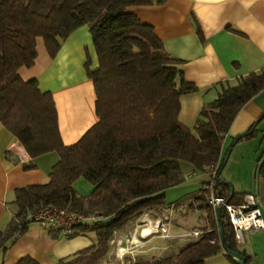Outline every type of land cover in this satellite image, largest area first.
I'll return each mask as SVG.
<instances>
[{
	"label": "trees",
	"instance_id": "trees-1",
	"mask_svg": "<svg viewBox=\"0 0 264 264\" xmlns=\"http://www.w3.org/2000/svg\"><path fill=\"white\" fill-rule=\"evenodd\" d=\"M165 1L0 0V122L31 159L48 152L59 156L46 182L13 190L16 211L0 228V264L7 248L31 223L27 215L49 206L102 217L93 225L79 226L75 234L92 231L95 241L58 261L100 264L113 234L148 209L161 213L166 190L183 183L188 171L208 175L210 165L218 163L213 191L230 203L242 201L246 193L231 194V182L220 178L226 159L221 150L239 110L264 89V68L239 77L235 85L220 82L217 97L202 106L193 127L183 125L178 119L180 96L197 87L185 81L182 61L165 51L154 28L127 11L129 6ZM82 25L89 28L98 59L95 70L90 69L89 60L85 68L93 80L99 120L76 143L64 145L52 94L41 91L35 79H22L18 71L35 64L38 39L53 57L62 41ZM195 26L203 38L199 25ZM258 132L253 126L237 141L254 138ZM263 157L264 151L259 161ZM34 166L24 164L23 168ZM79 177L93 186L87 196L73 188ZM210 182L208 175L203 185ZM263 183L264 161L259 190ZM193 199V195L185 198L190 201L188 208ZM201 208L210 230L202 229L173 255L138 256L130 264H204L206 257L220 252L231 264H242V259L250 264L253 257L239 248L226 212L206 205ZM14 264L39 263L26 255Z\"/></svg>",
	"mask_w": 264,
	"mask_h": 264
},
{
	"label": "crops",
	"instance_id": "crops-1",
	"mask_svg": "<svg viewBox=\"0 0 264 264\" xmlns=\"http://www.w3.org/2000/svg\"><path fill=\"white\" fill-rule=\"evenodd\" d=\"M127 11L154 28L165 51L182 61L185 81L197 87V91L183 94L179 99L178 119L187 127H193L202 106L217 97L220 82L235 85L239 77L264 68V0H166L159 5L129 6ZM196 23L203 38L197 34ZM37 51L35 64L21 67L18 73L24 80L35 79L41 91L52 94L62 142L72 145L99 120L93 80L85 68L87 60L91 70L98 67L89 28L82 25L72 31L53 57H49L44 43L38 41ZM263 114L264 89L243 105L224 136L221 154L228 152V156L220 178L231 182L236 192L258 193L264 207V183L256 191V169L264 151L260 144V137L264 135ZM253 126L259 131L254 138L237 141ZM58 160L56 152L31 159L0 122V228L6 227L16 211L11 202L13 190L46 182ZM31 163L35 165L33 168H23L24 164ZM195 174L185 180L196 184L188 197L200 191L208 178L206 172ZM73 188L79 195L87 196L93 186L79 177L73 182ZM188 202L180 201L178 205L188 206ZM200 209L195 211L202 215L205 210ZM244 234L239 248L243 246L242 250L253 257L250 264H264V229ZM68 239L46 226L29 223L26 231L7 248L2 264H14L26 255L39 264H58L60 259L82 249L80 243L74 244ZM258 255L262 262L255 261ZM204 264L231 262L220 252L206 257Z\"/></svg>",
	"mask_w": 264,
	"mask_h": 264
},
{
	"label": "rangeland",
	"instance_id": "rangeland-1",
	"mask_svg": "<svg viewBox=\"0 0 264 264\" xmlns=\"http://www.w3.org/2000/svg\"><path fill=\"white\" fill-rule=\"evenodd\" d=\"M38 43L42 44V39H38ZM260 138L262 139L260 144L264 148V135ZM255 159L257 160V155ZM195 175V172L188 171L185 178L189 179V177ZM195 187L196 184L193 183L192 185L187 180L167 189L165 192L166 205L163 211L154 213L153 210L148 209L139 214L128 227L114 233L108 243L107 255L100 264H130L133 258L138 256L146 259H162L175 254L179 247L196 239L192 236H184L195 229L205 231L209 228L207 217L196 212L193 206L188 208L187 204H184V207L181 204L178 205L180 201L185 202L183 198H187L192 194ZM170 202L174 203L168 204ZM156 219L162 220L166 230L162 231L160 229L162 224L159 228L156 227L154 223ZM144 229L150 230L146 236L142 235ZM245 235L243 234V238H245ZM68 240H72L74 244L80 243V248H83L88 246L90 241H95V233L92 231L80 233ZM242 247L240 246L241 250ZM258 257L255 258V261L262 262V257L260 255Z\"/></svg>",
	"mask_w": 264,
	"mask_h": 264
},
{
	"label": "built area",
	"instance_id": "built-area-1",
	"mask_svg": "<svg viewBox=\"0 0 264 264\" xmlns=\"http://www.w3.org/2000/svg\"><path fill=\"white\" fill-rule=\"evenodd\" d=\"M217 164L210 165L209 177L211 182L209 185H203L202 189L194 195L193 207L196 211H201V206H209L212 209L224 210L228 216L230 225L232 226L236 243L239 245L243 242V234L250 230L264 229V219L261 216L260 197L256 192L246 193L238 204L230 203L229 200L213 191L212 181L216 175ZM202 195L204 200H197L195 197ZM202 215L207 217L206 212ZM102 217L94 214H81L70 211L63 207L49 206L45 209L29 213L27 220L31 223H37L48 227L50 230L59 233L63 238H70L78 232L79 226H90L99 221ZM156 227L164 231L165 226L162 220L154 221ZM166 230V229H165ZM210 230L209 228L206 229ZM203 230L195 229L185 235L197 238Z\"/></svg>",
	"mask_w": 264,
	"mask_h": 264
},
{
	"label": "water",
	"instance_id": "water-1",
	"mask_svg": "<svg viewBox=\"0 0 264 264\" xmlns=\"http://www.w3.org/2000/svg\"><path fill=\"white\" fill-rule=\"evenodd\" d=\"M227 156H228V152L226 154V159L224 161V164L226 163L227 161ZM264 161V157L261 159V161L259 162L258 166H257V169H256V191L258 192L259 191V171H260V168H261V165ZM233 186L231 184V194L233 193ZM221 209H218V211H220ZM260 210H261V216L263 217L264 219V207L263 206H260ZM242 264H244V260L242 259Z\"/></svg>",
	"mask_w": 264,
	"mask_h": 264
},
{
	"label": "bare ground",
	"instance_id": "bare-ground-1",
	"mask_svg": "<svg viewBox=\"0 0 264 264\" xmlns=\"http://www.w3.org/2000/svg\"><path fill=\"white\" fill-rule=\"evenodd\" d=\"M149 232H150V230L148 231L147 229H144L143 230V232H142V235H148L149 234ZM136 242H138V241H136Z\"/></svg>",
	"mask_w": 264,
	"mask_h": 264
}]
</instances>
